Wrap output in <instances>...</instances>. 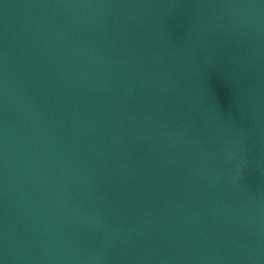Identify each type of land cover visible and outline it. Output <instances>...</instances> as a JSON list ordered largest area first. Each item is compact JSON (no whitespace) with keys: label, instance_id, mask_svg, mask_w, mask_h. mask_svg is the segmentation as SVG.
<instances>
[{"label":"water","instance_id":"1","mask_svg":"<svg viewBox=\"0 0 264 264\" xmlns=\"http://www.w3.org/2000/svg\"><path fill=\"white\" fill-rule=\"evenodd\" d=\"M0 264H254L62 0H0Z\"/></svg>","mask_w":264,"mask_h":264}]
</instances>
